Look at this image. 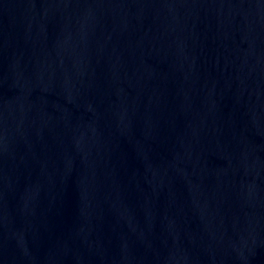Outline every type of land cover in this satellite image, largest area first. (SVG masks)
Segmentation results:
<instances>
[{"label":"water","instance_id":"95a60500","mask_svg":"<svg viewBox=\"0 0 264 264\" xmlns=\"http://www.w3.org/2000/svg\"><path fill=\"white\" fill-rule=\"evenodd\" d=\"M0 264H264V0H0Z\"/></svg>","mask_w":264,"mask_h":264}]
</instances>
